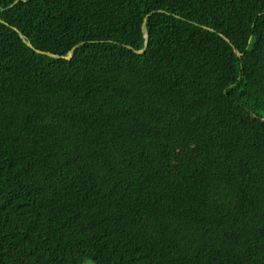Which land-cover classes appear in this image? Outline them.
Here are the masks:
<instances>
[{"label":"trees","instance_id":"16d2710c","mask_svg":"<svg viewBox=\"0 0 264 264\" xmlns=\"http://www.w3.org/2000/svg\"><path fill=\"white\" fill-rule=\"evenodd\" d=\"M0 264H264V0H0Z\"/></svg>","mask_w":264,"mask_h":264},{"label":"water","instance_id":"95a60500","mask_svg":"<svg viewBox=\"0 0 264 264\" xmlns=\"http://www.w3.org/2000/svg\"><path fill=\"white\" fill-rule=\"evenodd\" d=\"M150 14H151V13L147 14V15L143 18V21H142V24H141V30H142L143 35H144L145 38H146V42H145V46H144L142 49H140V50L137 51V52H139V53L144 52L145 49H146V44H147V39H148V34H147V29H146V20H147V18L149 17ZM204 27L211 29V28L208 27V26H204ZM14 29H16V28H14ZM16 30H17L19 36H20L22 39H24L23 34H22L18 29H16ZM221 36H222L226 41H229V39H228L226 36H224V35H221ZM24 41H25V40H24ZM25 43H26V45H27L28 47H30V48H32V49H35V48L33 47V45H32L29 41H25ZM80 43H82V42H80ZM80 43H79V44H80ZM79 44H77V45H79ZM77 45H74V46L68 51V53L65 54V55L53 54V53H50V52H47V51H41V50H38V49H35V50H36L37 52H40V53L46 54V55L51 56V57L70 59V58L72 57V55H73V53H74V50H75V48L77 47ZM237 54H238L239 56L242 55V54H241L240 52H238V51H237Z\"/></svg>","mask_w":264,"mask_h":264}]
</instances>
